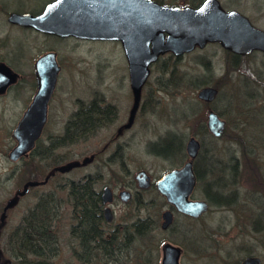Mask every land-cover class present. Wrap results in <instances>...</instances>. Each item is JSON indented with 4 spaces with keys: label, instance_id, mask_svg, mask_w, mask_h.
I'll return each mask as SVG.
<instances>
[{
    "label": "rangeland",
    "instance_id": "obj_1",
    "mask_svg": "<svg viewBox=\"0 0 264 264\" xmlns=\"http://www.w3.org/2000/svg\"><path fill=\"white\" fill-rule=\"evenodd\" d=\"M158 1L186 6L198 0ZM218 1L225 9L238 10L252 24L264 29V0ZM28 36L26 44L33 56L39 51L34 44L42 40L36 42V37ZM18 37L14 35V39ZM61 43L54 42L59 47ZM71 44V60L60 61L62 67L40 137V155L32 156L29 151L25 157H10L16 143L13 129L37 89L33 65L13 66L21 72L20 83L0 97V264H35L32 255L24 263L13 258L18 251L14 231L39 197L52 191L62 207L54 220L59 252L53 263L86 264L74 252L78 240L71 233L75 218L68 184L88 174L97 175L96 190L109 185L114 191L113 220L105 225L107 231L131 228L141 218H146L150 225L145 234L134 233L128 249L110 264H161L162 248L168 242L182 249L180 264H241L248 256H258L260 264H264V51L254 49L232 58L234 53L219 42H208L178 55L171 51L160 54L150 63L149 76L134 109L128 61L121 42L72 40ZM204 78L210 83L198 86L196 81ZM209 86L218 92L212 102L198 96L202 88ZM93 102L101 107L112 106L115 116L111 122L72 144L46 149L49 140L64 132L67 120ZM209 109L218 112L226 122L221 136L214 135L209 128L205 135L196 133L202 123L207 126ZM171 130L183 135L184 143L194 135L210 146L229 165L222 173L228 187L216 193L222 203L209 204L199 217L173 210V221L163 229L162 213L170 205L155 181L172 168L181 167L188 155L165 157L150 148ZM77 162L69 172L55 171L58 166ZM142 170L150 176L151 185L139 189L136 175ZM214 176L216 179L218 175ZM208 179L196 186L193 199H207L205 183L212 186ZM31 181L39 183L28 185L27 191L18 195ZM122 190L138 193L139 197L123 200L119 194ZM224 194L230 195L231 200L235 196L231 205ZM16 196L17 201L4 210ZM102 257L97 252L91 264H109L100 260Z\"/></svg>",
    "mask_w": 264,
    "mask_h": 264
},
{
    "label": "water",
    "instance_id": "obj_2",
    "mask_svg": "<svg viewBox=\"0 0 264 264\" xmlns=\"http://www.w3.org/2000/svg\"><path fill=\"white\" fill-rule=\"evenodd\" d=\"M56 6L59 8L58 3L54 7L50 5L47 16L28 17L25 20L39 29L61 35L120 40L128 60L134 109L141 99L142 88L150 73V63L160 54L171 51L178 55L193 50L197 45L203 47L208 42H219L224 48L239 54H247L254 49L264 51V29L252 24L238 10L225 9L218 0H204L199 6L165 5L156 0H77L76 15H70L69 9L64 15H59ZM2 68L3 65L0 70ZM49 69L45 71L43 65L36 69L38 91L14 129L13 136L17 144L10 152L12 159L27 155L41 135L46 121L47 103L56 80L55 67L50 65ZM216 94L217 89L209 86L202 88L198 96L212 102ZM225 124V120L215 110L209 109L207 126L210 132L221 136ZM200 147V141L191 136L186 143L187 161L181 167L164 173L156 182L158 191L177 211L193 217H199L209 208L206 200L191 198L197 183L194 159ZM75 165L78 162L55 169L67 171ZM136 178L140 187L147 188L150 185V176L146 171H139ZM38 183L28 182L18 195L24 194L28 185ZM121 196L123 200H128L130 191L123 190ZM101 197L104 204L113 200L110 187L104 188ZM17 199L18 196L10 199L4 210ZM105 212L107 220H111L110 206L105 207ZM172 218L171 210L163 212L164 229L171 224ZM180 255V247L166 243L163 245L161 264H180ZM242 264H260V258L247 257Z\"/></svg>",
    "mask_w": 264,
    "mask_h": 264
},
{
    "label": "trees",
    "instance_id": "obj_3",
    "mask_svg": "<svg viewBox=\"0 0 264 264\" xmlns=\"http://www.w3.org/2000/svg\"><path fill=\"white\" fill-rule=\"evenodd\" d=\"M202 0L193 2L195 6ZM232 58L238 55L231 54ZM198 86H205L210 83L206 78L196 81ZM214 83V82H213ZM215 105V103H214ZM115 116L112 106H97L95 102L91 106H82L78 112L67 122L64 132L58 137L49 140L47 143L48 150L59 148L72 144L81 138L93 132L98 127L110 123ZM199 127L198 135L207 133V126L204 123ZM209 132V131H208ZM203 138V136H202ZM183 135L172 134L168 139H162L152 144L150 151L165 157H173V155L187 156L186 147L184 146ZM38 140L37 145L30 155H40ZM203 142V140H202ZM201 146L198 156L194 161V170L198 178V184L203 181L205 175L203 169L210 165V172H205L210 177V182L215 190L222 193L225 188L226 179L222 178V173L227 171L225 163L223 170L217 171V178L214 176L215 167L213 166V158L215 154L208 145ZM173 148V149H172ZM213 157V158H212ZM234 168L233 166H231ZM233 174L232 171H230ZM97 177L95 174H88L84 180H71L68 184V195L71 198L70 205L75 218L71 233L77 238V249L74 251L78 259L86 264H91L96 258V253L100 252L105 263L116 262L119 253L125 252L134 233L145 234L150 225L146 218H141L132 223V227L123 229L115 228L107 231L104 227V216L102 210L100 191L96 190L92 184ZM214 180V181H211ZM48 194L41 195L37 202L22 217L18 225V230L14 231V242L18 247V251L13 256L19 262L27 261L28 256H34L35 264H54L53 260L59 252L57 241V233L54 231V220L58 218L61 211L60 199L56 197V192L52 191ZM219 196V194H218ZM205 197L213 203L219 201L217 197L210 195L209 185L205 187ZM130 230H132L130 235ZM24 263V262H23Z\"/></svg>",
    "mask_w": 264,
    "mask_h": 264
},
{
    "label": "flooded vegetation",
    "instance_id": "obj_4",
    "mask_svg": "<svg viewBox=\"0 0 264 264\" xmlns=\"http://www.w3.org/2000/svg\"><path fill=\"white\" fill-rule=\"evenodd\" d=\"M61 1L62 0H0V66H4V68L0 70V97L6 95L20 83L21 72L14 69L13 66H18V63L21 65H33L34 71L32 73L35 77L37 85V67L39 65H43V69L45 71H50L49 66L52 65L56 70V85L57 78L62 67L60 65V61L64 63L71 60L69 53L70 50H72V40H84V42H86V40H93L89 38L78 37L73 34L61 35L55 32L44 31L25 20V18L28 17L37 18L47 16L50 5L52 4L54 7L56 3L59 4V8L56 6L57 13L59 15H64L67 12V9H69L68 11L70 15H72V13L76 15L77 0H64L62 1V6ZM29 34L33 35L34 38L36 37V42L39 39L42 40V42L34 44L33 47L39 51H37V53L33 56L26 44L29 43ZM14 35H18L19 37L14 39ZM55 41L62 42V45H60V47L55 45ZM24 53H27V55ZM234 54L240 55L239 53ZM37 91L38 86L35 90L34 96L36 95ZM32 100L30 104L32 103ZM50 100L51 96L47 103L46 121L44 127L48 118ZM30 104L26 106L23 115L29 108ZM69 120L70 118L67 120V122ZM67 122L65 123V127ZM44 127L42 129V133L44 131ZM136 195L137 194L135 192H132L130 199L134 200Z\"/></svg>",
    "mask_w": 264,
    "mask_h": 264
},
{
    "label": "bare ground",
    "instance_id": "obj_5",
    "mask_svg": "<svg viewBox=\"0 0 264 264\" xmlns=\"http://www.w3.org/2000/svg\"><path fill=\"white\" fill-rule=\"evenodd\" d=\"M218 93V92H217ZM217 94H216V96H215V98H214V101L216 100V98H217ZM218 113V112H217ZM219 115V114H218ZM221 118V117H220ZM224 120V119H223ZM178 134V132L177 131H173V130H171L170 132H168L166 135H164L163 137H162V139H168V137H171L172 136V134ZM173 149V148H172ZM186 153H187V149H186ZM188 154V153H187ZM197 156H198V154H197ZM213 158V157H212ZM213 166L215 167V171H213L214 173H217V171L218 170H223V167H224V165H225V163L223 164V161L218 157V156H215V158H213ZM210 170V165L209 166H207L205 169H203V171H201V172H203L204 173V175H205V177H204V179L205 178H209L210 179V177H208V176H206L207 174L205 173V172H210L209 171ZM208 179V180H209ZM79 181L80 180H84V178H82V179H78ZM230 180V179H229ZM228 182V181H227ZM227 182H226V184H225V187L227 188L228 187V184H227ZM90 184H92V185H94V187H95V183H90ZM206 183H205V186L204 187H206ZM204 191H205V188H204ZM209 192H210V195H212V196H216V193H218L216 190H215V188H214V186H209ZM225 195V201H227V200H231V198H230V195H228V194H224ZM234 198H235V196L232 198V200H231V202H230V204L229 205H231V203H232V201H234ZM220 199V198H219ZM218 199V200H219ZM223 201V200H222ZM213 203L214 204H220V203H222L221 202V200L220 201H217V202H215V201H213ZM211 204V203H210ZM264 211V210H263ZM103 216L105 217V218H107V215H106V212L105 211H103ZM112 214V213H111ZM111 220H113V215H112V219ZM257 221H259V220H257ZM131 226H132V224H131ZM248 257H250V256H248ZM247 258V257H246Z\"/></svg>",
    "mask_w": 264,
    "mask_h": 264
}]
</instances>
